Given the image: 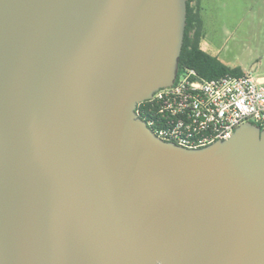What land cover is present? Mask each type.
Returning <instances> with one entry per match:
<instances>
[{"label": "water", "instance_id": "1", "mask_svg": "<svg viewBox=\"0 0 264 264\" xmlns=\"http://www.w3.org/2000/svg\"><path fill=\"white\" fill-rule=\"evenodd\" d=\"M186 0H0V264H264V128L188 148L137 104Z\"/></svg>", "mask_w": 264, "mask_h": 264}, {"label": "built area", "instance_id": "2", "mask_svg": "<svg viewBox=\"0 0 264 264\" xmlns=\"http://www.w3.org/2000/svg\"><path fill=\"white\" fill-rule=\"evenodd\" d=\"M143 102L135 112L148 128L188 148L226 139L244 122L264 128V77L250 72L204 78L184 67Z\"/></svg>", "mask_w": 264, "mask_h": 264}, {"label": "rangeland", "instance_id": "3", "mask_svg": "<svg viewBox=\"0 0 264 264\" xmlns=\"http://www.w3.org/2000/svg\"><path fill=\"white\" fill-rule=\"evenodd\" d=\"M201 48L229 68L264 77V0H199Z\"/></svg>", "mask_w": 264, "mask_h": 264}, {"label": "trees", "instance_id": "4", "mask_svg": "<svg viewBox=\"0 0 264 264\" xmlns=\"http://www.w3.org/2000/svg\"><path fill=\"white\" fill-rule=\"evenodd\" d=\"M199 0H186V19L183 42L178 57V70L188 67L204 78L218 77L224 74H241L236 68H229L220 62L217 57L204 51L200 42L203 38V22L200 14ZM145 102H139L138 108Z\"/></svg>", "mask_w": 264, "mask_h": 264}]
</instances>
